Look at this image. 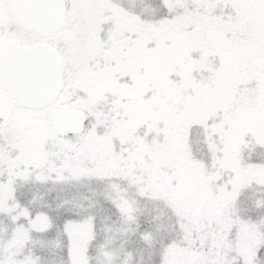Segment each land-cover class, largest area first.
<instances>
[{
    "label": "snow or ice",
    "instance_id": "snow-or-ice-1",
    "mask_svg": "<svg viewBox=\"0 0 264 264\" xmlns=\"http://www.w3.org/2000/svg\"><path fill=\"white\" fill-rule=\"evenodd\" d=\"M0 264H264V0H0Z\"/></svg>",
    "mask_w": 264,
    "mask_h": 264
}]
</instances>
